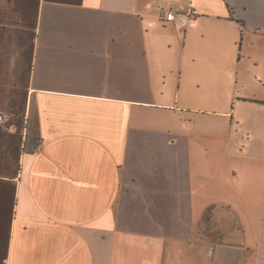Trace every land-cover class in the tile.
<instances>
[{"label": "crops", "instance_id": "1", "mask_svg": "<svg viewBox=\"0 0 264 264\" xmlns=\"http://www.w3.org/2000/svg\"><path fill=\"white\" fill-rule=\"evenodd\" d=\"M0 110L3 264H226L233 194L264 264V0H0Z\"/></svg>", "mask_w": 264, "mask_h": 264}, {"label": "rangeland", "instance_id": "2", "mask_svg": "<svg viewBox=\"0 0 264 264\" xmlns=\"http://www.w3.org/2000/svg\"><path fill=\"white\" fill-rule=\"evenodd\" d=\"M184 2L186 3L187 0H184ZM237 21L243 27L242 34L243 31L245 33L244 30L246 26L245 21L240 18H238ZM12 112H8V113H12ZM39 145H40V136L36 131L34 124L31 122L30 132L28 133V141H26L25 149L34 150L37 149ZM225 189H227V187H225ZM233 196L234 199H232L231 202H229V204H232V206L225 202H222L220 204H216L217 209H215L216 207L208 208L206 215L201 218V224H200L203 229L202 231H204L205 233L204 237L207 238V241L212 244L211 245L212 256L214 257L216 255L219 256V254L217 253L218 249H222L223 247L222 255L225 258L226 264H230V260H229L230 254L233 255L232 260L237 264H256L257 263L256 251H253L249 246H251L252 243H255V241H257L259 237V231H258L259 223L257 224V221L259 217L258 213L260 212V209L262 210L263 208V206L261 207V203L263 204V200H259L258 198V201L252 202L253 207L246 209L248 210L253 209V213L245 214V211H242L241 214L242 218H241L235 213L233 208L234 207L243 208L244 206L247 205V202L243 201L240 197L236 198L234 194ZM240 218L242 220L241 221L242 223L240 222ZM241 224H242V229H241ZM246 225L249 227V232L245 234V238H247L248 249L246 250L247 252L246 251L243 252V251H239L240 249L238 250L234 249V247H242V244L244 243L243 231L247 230ZM259 243H261L262 245V237L260 238ZM231 245H234V247H232ZM260 249H261L260 254L262 256L261 260H263L264 248L262 249V246H260ZM230 251H234V253H231ZM2 256L3 254L2 255L0 254V264H3V260H1Z\"/></svg>", "mask_w": 264, "mask_h": 264}, {"label": "built area", "instance_id": "3", "mask_svg": "<svg viewBox=\"0 0 264 264\" xmlns=\"http://www.w3.org/2000/svg\"><path fill=\"white\" fill-rule=\"evenodd\" d=\"M158 8L160 10V19L165 23H173L176 25H185L193 20L196 16L192 6H182L172 2L166 5L165 2L159 1ZM7 116L3 111H0V122H5Z\"/></svg>", "mask_w": 264, "mask_h": 264}, {"label": "trees", "instance_id": "4", "mask_svg": "<svg viewBox=\"0 0 264 264\" xmlns=\"http://www.w3.org/2000/svg\"><path fill=\"white\" fill-rule=\"evenodd\" d=\"M1 111V110H0Z\"/></svg>", "mask_w": 264, "mask_h": 264}]
</instances>
